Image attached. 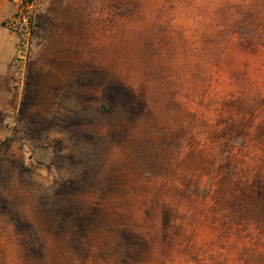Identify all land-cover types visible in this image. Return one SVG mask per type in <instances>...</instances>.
<instances>
[{"label": "rangeland", "instance_id": "rangeland-1", "mask_svg": "<svg viewBox=\"0 0 264 264\" xmlns=\"http://www.w3.org/2000/svg\"><path fill=\"white\" fill-rule=\"evenodd\" d=\"M33 1L29 53L0 80V264L169 258L151 224L174 214L190 233L184 184L264 163L254 127L230 156L210 137L224 100L264 123V0ZM210 238L192 234L206 262Z\"/></svg>", "mask_w": 264, "mask_h": 264}, {"label": "trees", "instance_id": "trees-1", "mask_svg": "<svg viewBox=\"0 0 264 264\" xmlns=\"http://www.w3.org/2000/svg\"><path fill=\"white\" fill-rule=\"evenodd\" d=\"M255 117L241 99L224 100L217 116L219 128L210 134L212 142L221 144V153L230 156L232 150L251 135L250 127H254V142L264 161V123L255 124ZM173 139L171 136L169 144ZM203 160L200 151L190 149L182 164L192 173L200 168ZM263 168L264 163L256 165L254 173L244 179L232 178L227 170H219L221 177L217 178L212 190L195 187L188 180L183 190L190 206L183 217L186 222L187 218L191 220L190 233L180 231L185 230V224L177 223L174 214L164 219L155 216L151 224V242L167 237L171 240L167 254L170 259L181 254L195 264H264V174L260 171ZM208 199L212 200L210 204ZM200 227L210 229L209 243L216 250L215 254H209L211 260L208 262L206 249L192 240L193 232ZM169 258L158 256L152 264H165Z\"/></svg>", "mask_w": 264, "mask_h": 264}, {"label": "built area", "instance_id": "built-area-1", "mask_svg": "<svg viewBox=\"0 0 264 264\" xmlns=\"http://www.w3.org/2000/svg\"><path fill=\"white\" fill-rule=\"evenodd\" d=\"M15 10L6 18L3 19L2 25L7 30L11 31L15 37V47L13 61L22 63L30 49L34 1L33 0H14Z\"/></svg>", "mask_w": 264, "mask_h": 264}, {"label": "crops", "instance_id": "crops-1", "mask_svg": "<svg viewBox=\"0 0 264 264\" xmlns=\"http://www.w3.org/2000/svg\"><path fill=\"white\" fill-rule=\"evenodd\" d=\"M13 12L10 0H0V80H5L6 73L10 69V61L13 56L15 37L3 27V19Z\"/></svg>", "mask_w": 264, "mask_h": 264}]
</instances>
